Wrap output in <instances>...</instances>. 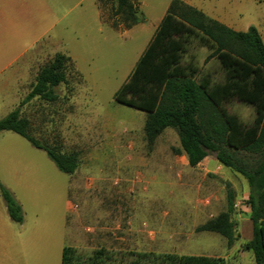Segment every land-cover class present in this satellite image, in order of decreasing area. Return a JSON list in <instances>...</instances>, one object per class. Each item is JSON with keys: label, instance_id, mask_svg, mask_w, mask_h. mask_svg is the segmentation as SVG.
<instances>
[{"label": "rangeland", "instance_id": "obj_1", "mask_svg": "<svg viewBox=\"0 0 264 264\" xmlns=\"http://www.w3.org/2000/svg\"><path fill=\"white\" fill-rule=\"evenodd\" d=\"M4 4L8 13L7 29L0 32V120L19 108L30 122V134L42 144L78 154L75 173L65 174L44 150L18 134L0 131V183L25 209L20 240L14 250L7 247L5 264H61L65 246L75 251L73 264H132L137 255L149 253L255 264L252 252L244 248L253 236L244 177L213 156L190 167L183 154L175 153L180 143L172 129L149 147L142 116L114 100L169 0L137 2L146 22L130 31L115 14L116 0ZM204 4L209 13L231 16L241 31L257 27L264 40V0ZM53 40H64L59 51L75 54L78 66L72 60L68 64L67 82L55 89V102L34 98L21 104L53 52L39 57L27 81L6 83V77ZM227 185L235 194L236 240L231 246L218 234L196 231L227 209Z\"/></svg>", "mask_w": 264, "mask_h": 264}, {"label": "trees", "instance_id": "obj_2", "mask_svg": "<svg viewBox=\"0 0 264 264\" xmlns=\"http://www.w3.org/2000/svg\"><path fill=\"white\" fill-rule=\"evenodd\" d=\"M136 3V0H116L115 14L122 16L127 29L145 20ZM167 14L178 18L216 44V50L208 60L224 51L250 66L261 68L264 72V41L255 26H250L244 32L233 30L180 0L170 3ZM70 62V57L56 54L39 70L31 91L21 104L34 98L55 102L58 99L55 89L67 82L66 70ZM30 127L29 120L22 117L19 108L0 120V131L20 135L33 147L44 150L60 172L74 174L78 167L77 152L63 153L58 147L42 144L30 134ZM166 129L177 133L180 148L175 153L185 155L190 167L195 168L205 158L216 154L215 159L220 165L240 174L247 181V204L253 236L244 248L252 252L255 264H264V120L259 135L252 143L242 148H234L227 142L230 125L207 93L194 79L171 77L165 82L155 110L146 115L143 130L148 146L152 147ZM227 187V209L199 226L196 231L218 234L231 246L236 240L235 223L232 220L235 194L229 185ZM0 193L11 220L18 224L23 223L20 204L1 183ZM74 252L72 247H65L62 264H73ZM132 264L226 263L224 259L216 257L149 253L137 255Z\"/></svg>", "mask_w": 264, "mask_h": 264}, {"label": "crops", "instance_id": "obj_3", "mask_svg": "<svg viewBox=\"0 0 264 264\" xmlns=\"http://www.w3.org/2000/svg\"><path fill=\"white\" fill-rule=\"evenodd\" d=\"M5 1L0 0V21L3 18V25L0 26L1 33L7 29L5 20L8 12L6 9L7 4H4ZM142 1L146 0H136V2ZM172 1L169 0L168 7ZM180 1L198 9L209 18L217 20L233 30L241 31L237 28L234 19L228 14L216 15L212 12L209 13L204 4L205 0ZM167 10L159 19V23L157 22L154 25V32L146 48L127 80L116 91L114 100L121 105L134 109L135 111L132 113L141 115L142 125H144L146 115L155 110L165 82L169 78L194 79L218 107L230 125L227 136L228 144L234 148L249 145L259 135L264 120V72L261 68L250 66L224 51L208 60V57L215 52L216 44L178 18L168 15ZM97 16L102 23L101 12L98 7ZM65 17L66 13L61 17L62 21L65 20ZM144 17V22L140 24L146 22V16ZM62 42L64 40H57L55 43L53 40L48 42L47 46H41L40 50L34 55V59L29 64L11 71L5 82H18L20 84L27 81L32 65L37 63L39 57L45 55V52L52 51L53 57L56 54L66 55L77 65L78 58L75 54L65 49L59 51ZM207 159L208 157L203 161ZM19 204L24 212V206L21 203ZM68 209L71 211L70 202H68ZM16 226H20L19 229ZM23 227L24 220L21 224L11 220L6 203L0 193V264H5L8 254L7 247L15 249L20 240Z\"/></svg>", "mask_w": 264, "mask_h": 264}, {"label": "water", "instance_id": "obj_4", "mask_svg": "<svg viewBox=\"0 0 264 264\" xmlns=\"http://www.w3.org/2000/svg\"><path fill=\"white\" fill-rule=\"evenodd\" d=\"M216 156H217L216 154H213V157H215V158H216Z\"/></svg>", "mask_w": 264, "mask_h": 264}]
</instances>
